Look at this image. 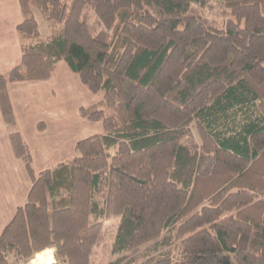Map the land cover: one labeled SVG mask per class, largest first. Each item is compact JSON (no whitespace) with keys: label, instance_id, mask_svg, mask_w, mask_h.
I'll list each match as a JSON object with an SVG mask.
<instances>
[{"label":"trees","instance_id":"1","mask_svg":"<svg viewBox=\"0 0 264 264\" xmlns=\"http://www.w3.org/2000/svg\"><path fill=\"white\" fill-rule=\"evenodd\" d=\"M216 1L222 28L189 13L209 0H19L21 60L0 75V107L32 186L0 234V264L46 248L52 264H91L111 217L107 264H264V0ZM62 62L100 97L79 112L103 131L36 174L8 87Z\"/></svg>","mask_w":264,"mask_h":264},{"label":"crops","instance_id":"2","mask_svg":"<svg viewBox=\"0 0 264 264\" xmlns=\"http://www.w3.org/2000/svg\"><path fill=\"white\" fill-rule=\"evenodd\" d=\"M22 19L19 0H0V75L21 60L16 27ZM8 89L36 174L73 159L79 140L103 131L100 122L84 119L79 112L82 106L97 104L100 97L64 62L49 80L11 82ZM31 186V174L14 153L0 107V234L16 209L27 201Z\"/></svg>","mask_w":264,"mask_h":264},{"label":"rangeland","instance_id":"3","mask_svg":"<svg viewBox=\"0 0 264 264\" xmlns=\"http://www.w3.org/2000/svg\"><path fill=\"white\" fill-rule=\"evenodd\" d=\"M189 13L202 16L214 27L219 28L224 27L226 25L227 19L229 18V16H227L225 13V9L222 8V6L216 0H209V5H205L202 7L198 6L197 3H193ZM35 16L38 21L39 30L42 36L47 37L50 34L49 22L45 20L41 12L38 10H35ZM83 18L88 23L90 31L94 36L99 37V39H105L103 27L100 24L98 17L92 10L88 8L85 9ZM119 220L120 217H111L105 220V224L100 234L99 241L93 248L91 264H107L108 262L113 260L114 257L111 253V247L116 237L117 225ZM37 254L28 264H30L35 259Z\"/></svg>","mask_w":264,"mask_h":264},{"label":"bare ground","instance_id":"4","mask_svg":"<svg viewBox=\"0 0 264 264\" xmlns=\"http://www.w3.org/2000/svg\"><path fill=\"white\" fill-rule=\"evenodd\" d=\"M55 260L54 254L49 250L47 253L35 258L30 264H50Z\"/></svg>","mask_w":264,"mask_h":264},{"label":"water","instance_id":"5","mask_svg":"<svg viewBox=\"0 0 264 264\" xmlns=\"http://www.w3.org/2000/svg\"><path fill=\"white\" fill-rule=\"evenodd\" d=\"M54 262H55V260L52 263H54ZM52 263H50V264H52Z\"/></svg>","mask_w":264,"mask_h":264}]
</instances>
